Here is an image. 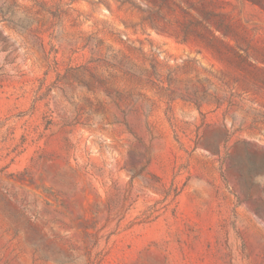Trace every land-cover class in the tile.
I'll return each instance as SVG.
<instances>
[{"label":"rangeland","instance_id":"obj_1","mask_svg":"<svg viewBox=\"0 0 264 264\" xmlns=\"http://www.w3.org/2000/svg\"><path fill=\"white\" fill-rule=\"evenodd\" d=\"M0 264H264V0H0Z\"/></svg>","mask_w":264,"mask_h":264}]
</instances>
